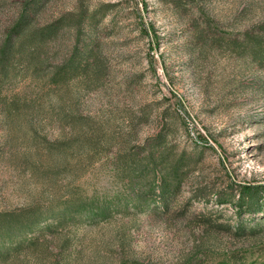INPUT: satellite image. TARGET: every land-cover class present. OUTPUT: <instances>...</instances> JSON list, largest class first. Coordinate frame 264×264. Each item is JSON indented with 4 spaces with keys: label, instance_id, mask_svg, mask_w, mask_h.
<instances>
[{
    "label": "rangeland",
    "instance_id": "1",
    "mask_svg": "<svg viewBox=\"0 0 264 264\" xmlns=\"http://www.w3.org/2000/svg\"><path fill=\"white\" fill-rule=\"evenodd\" d=\"M26 2L0 0V42ZM32 23L60 31L46 63H20L0 81V212L117 194L116 149L91 154L78 143L90 126L133 145L165 129L178 153L199 160L168 214L63 229L48 234L47 252L0 264H182L199 245L215 264L233 252L264 264V237L235 239L225 228L233 205L216 204L231 182L264 183V0H45ZM93 44L97 68L53 86L74 48ZM13 98L23 111L4 115Z\"/></svg>",
    "mask_w": 264,
    "mask_h": 264
},
{
    "label": "trees",
    "instance_id": "2",
    "mask_svg": "<svg viewBox=\"0 0 264 264\" xmlns=\"http://www.w3.org/2000/svg\"><path fill=\"white\" fill-rule=\"evenodd\" d=\"M44 1L27 0L25 9L17 21L5 31L0 42V81L20 63L32 64L37 68L48 61L47 44L60 31V27L58 24H49L41 28L33 26L34 16ZM73 22L80 27L84 19H73ZM94 47L95 44L85 47L84 50L75 47L67 61L55 70L52 76L53 86L63 88L71 77L79 73H88L92 66L97 68ZM257 50L261 61L264 62V48L260 47ZM0 101L2 102L1 93ZM3 110L4 115H15L23 111V104L20 99L13 98L5 101ZM90 127L91 131L84 137H79L78 143L81 145L82 142H87L91 154L116 149L112 158L113 173L121 184V190L101 200L71 194V197L58 207L45 211L31 208L0 212L1 260H9L29 252L41 250L47 252L50 244L48 234L55 235L63 229L95 224L101 220L111 219L116 214L128 216L148 211H158L161 215L168 214L171 210V200L177 196L183 181L199 160L198 157L185 152L178 153L170 144L165 129L155 136L146 138L141 144L133 145L131 138L114 143ZM204 142L208 143L206 140ZM228 186L227 194H219L216 198V204L230 203L234 207V217L225 225L226 230L237 240L263 238L264 183L231 182ZM210 187L212 189L213 186ZM203 191L200 186L194 190L196 194H204ZM205 227L221 229L224 226L220 222H209ZM201 247L202 245H199L182 264H215L207 255V250ZM64 249L65 246L62 250ZM199 254L203 256L199 257ZM226 256L230 264L247 262L246 257L237 252ZM225 262L222 260L217 264Z\"/></svg>",
    "mask_w": 264,
    "mask_h": 264
}]
</instances>
